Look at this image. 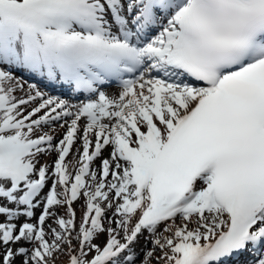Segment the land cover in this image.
<instances>
[{"label":"snow or ice","instance_id":"snow-or-ice-1","mask_svg":"<svg viewBox=\"0 0 264 264\" xmlns=\"http://www.w3.org/2000/svg\"><path fill=\"white\" fill-rule=\"evenodd\" d=\"M0 264H264V0H0Z\"/></svg>","mask_w":264,"mask_h":264},{"label":"bare ground","instance_id":"bare-ground-1","mask_svg":"<svg viewBox=\"0 0 264 264\" xmlns=\"http://www.w3.org/2000/svg\"><path fill=\"white\" fill-rule=\"evenodd\" d=\"M60 130L58 129L57 130V140H58V138L60 137ZM49 162H51V160L49 161ZM79 215H80V212H79V206H77V216L79 217Z\"/></svg>","mask_w":264,"mask_h":264},{"label":"rangeland","instance_id":"rangeland-1","mask_svg":"<svg viewBox=\"0 0 264 264\" xmlns=\"http://www.w3.org/2000/svg\"><path fill=\"white\" fill-rule=\"evenodd\" d=\"M39 214V213H38Z\"/></svg>","mask_w":264,"mask_h":264}]
</instances>
